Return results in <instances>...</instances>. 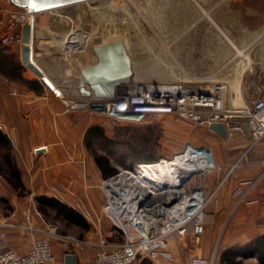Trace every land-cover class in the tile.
<instances>
[{
	"label": "crops",
	"instance_id": "0c3cea01",
	"mask_svg": "<svg viewBox=\"0 0 264 264\" xmlns=\"http://www.w3.org/2000/svg\"><path fill=\"white\" fill-rule=\"evenodd\" d=\"M0 7L2 36L7 31L6 10L12 8L13 3L0 0ZM65 7L38 12L34 18L32 57L54 87L47 85L21 60L19 45L1 43L14 54L21 69L14 73L0 66V130L10 140V156L20 179V184L13 186L0 172V226L7 232L0 250L10 246L25 252L35 239L55 229L56 234L50 240L55 255L52 264H64L67 253L75 255L74 264H88L95 246L79 250L78 244L71 239L73 235L57 231V226L45 218L37 199L42 195L55 198L79 196L97 208L103 193L101 182L116 171L113 160L107 157L113 171L103 172L95 160V153L87 146L89 128L96 127L99 131L101 111L72 106L89 98L79 89V67L94 62L96 56L91 45L85 59L77 61L74 68L61 54V47L64 49L65 46L63 37L69 43L84 41L83 33L80 38L69 36L76 28L72 24V14L63 9ZM72 95H78V101L71 103ZM207 128L210 135H220L209 126ZM106 130L110 131L103 127L102 132ZM233 135L237 136L236 140L226 138L220 144H212L217 161L232 162L249 147L246 132L242 135V131L236 129ZM218 180L215 172H209L193 177L190 183L201 184L209 193ZM242 180H251L252 184L241 186L239 192L237 186ZM17 186L23 187L26 194L18 192ZM5 199L9 207L4 205ZM205 210L201 234L196 236L188 231L183 238L171 236L169 256L160 257L159 264H188L186 253L197 249L199 254L213 259V264H222L224 250L240 247L264 235V137L247 149V158L218 187ZM110 227L107 223V233ZM217 238L219 248L215 254ZM236 259L238 264H264L261 261L264 255L257 256L254 251L238 253Z\"/></svg>",
	"mask_w": 264,
	"mask_h": 264
},
{
	"label": "rangeland",
	"instance_id": "374dc122",
	"mask_svg": "<svg viewBox=\"0 0 264 264\" xmlns=\"http://www.w3.org/2000/svg\"><path fill=\"white\" fill-rule=\"evenodd\" d=\"M109 1L86 0L64 6L63 9L72 14L73 27L84 31L81 36L84 41L80 45L84 50L61 53L74 68L77 61L85 59L91 45L121 39L133 60L130 83L150 86L179 81L205 88L225 84L223 105L228 109L264 96V0ZM63 42L64 49L75 46L65 37ZM59 44L61 46L60 41ZM238 50H243L246 56L239 55ZM140 65L144 77H134ZM77 96L72 95L70 102L78 101ZM103 127L110 131L102 132L103 136L99 138L89 133L87 146L94 153L111 158L116 171L136 162L152 160H145L149 157L154 160L170 157L187 141L208 145L214 150L212 144H220L226 138H237L236 135H210L208 126L193 127L188 121L170 113H148L137 119V115L119 118L110 111L101 110L100 129ZM3 151L0 149L2 163ZM101 186L103 193L97 208L79 196L56 197L75 209L86 225L67 221L63 212L46 203L45 218L57 226V231L83 240L91 234L90 240L95 242L96 227L91 220L101 216L100 208L105 199L102 182ZM15 189L26 194L21 186ZM4 205L9 207L6 199ZM86 211L89 214L85 215ZM101 222L104 227L110 223L103 215ZM218 241L219 238L214 245L215 254L219 248ZM89 247L92 246L77 245L79 250ZM192 251L200 252L199 249ZM186 257L189 258V254L186 253ZM158 262L159 259L141 260V264Z\"/></svg>",
	"mask_w": 264,
	"mask_h": 264
},
{
	"label": "built area",
	"instance_id": "2783aa9c",
	"mask_svg": "<svg viewBox=\"0 0 264 264\" xmlns=\"http://www.w3.org/2000/svg\"><path fill=\"white\" fill-rule=\"evenodd\" d=\"M6 14L7 31L0 36V43L21 46V27L29 21L31 11L27 6L13 4ZM71 32L75 33L69 36L75 38H80L84 33L78 27ZM80 45L76 43L69 51L62 47L61 50L65 54L83 50ZM154 85L142 86L130 82L123 85L107 103L111 108L109 111L119 118L137 115V119L147 113H170L188 121L193 127L209 126L214 121L227 122L230 117H235L248 123L250 143L247 149L264 137V96L255 97L230 110L223 108L225 84L205 88L173 81L159 83V89ZM236 129L241 130L242 135L245 133L240 124L227 123L225 136H232ZM247 149L234 161L222 163L216 160L211 146L187 141L170 157L120 167L102 182L105 199L100 215L110 222L109 233L101 222V216H96L91 220L96 227L95 242L90 240L91 234L85 240L71 239L78 245L95 246L88 264H141L143 259L153 261L168 257L171 236L183 238L188 231L196 236L201 234L207 204L218 187L247 158ZM136 164H161L165 169L164 176L134 175ZM209 172H215L219 178L211 192L206 193L199 183H190L193 177ZM116 176H122L121 182L109 188L106 181ZM249 184H252L251 180L239 181L237 190L241 192V186ZM54 234L55 229L49 230L22 253L4 246L0 250V264H52L55 255L50 240ZM6 235L5 228L0 226V246L4 244ZM213 263V259L203 254H189L188 264Z\"/></svg>",
	"mask_w": 264,
	"mask_h": 264
},
{
	"label": "water",
	"instance_id": "95a60500",
	"mask_svg": "<svg viewBox=\"0 0 264 264\" xmlns=\"http://www.w3.org/2000/svg\"><path fill=\"white\" fill-rule=\"evenodd\" d=\"M86 0H43L37 10L31 8L32 0H11L17 6H27L31 11V19L21 27L22 45L20 46L21 60L47 85L54 87L44 71L35 63L32 57L34 35V18L36 13L69 6ZM96 60L79 67V89L82 95L89 97L85 101L72 104L73 107H90L94 110H104L107 103L114 98L121 86L129 83L133 76V62L123 40L115 39L98 42L92 45ZM240 124L250 137L248 123L244 119L229 118L227 122L214 121L209 128L218 134L226 135V125ZM75 255L67 253L64 264H74Z\"/></svg>",
	"mask_w": 264,
	"mask_h": 264
},
{
	"label": "trees",
	"instance_id": "16d2710c",
	"mask_svg": "<svg viewBox=\"0 0 264 264\" xmlns=\"http://www.w3.org/2000/svg\"><path fill=\"white\" fill-rule=\"evenodd\" d=\"M0 66H3V69H7L9 71H12L14 73H19V70L21 69V64L18 60L15 59V56L13 53L9 52L4 46L0 43ZM5 67V68H4ZM30 82V81H29ZM32 83V81H31ZM91 129H94L93 133H91ZM91 133V136L95 134L96 137L103 136L102 130L96 127H90L89 131L87 132V135ZM0 149H3L4 151V162H0V172H2L9 181L13 185L20 184V179L18 177V171L16 169V166L12 162L11 156H10V140L7 137L5 133H3L0 130ZM96 162L99 164L101 169H103V172L105 171H113V168L109 165L107 157L100 154H94ZM147 159H153V157H149ZM108 170H104V169ZM106 173V172H105ZM39 202V208L44 212L45 207L44 204H49L53 207H55L58 211L63 212V215L67 221H73L77 222L79 224H85L84 219L81 217V215L73 208L67 206L65 203L60 202L58 199H56L53 196H38L37 197ZM255 252L257 256L259 254L264 255V235H260L256 237L254 240L250 241L247 244H244L237 248H230L226 249L221 253V262L222 264H238L239 261L236 259V255L238 253L241 254H249L252 252ZM264 262V260H261Z\"/></svg>",
	"mask_w": 264,
	"mask_h": 264
},
{
	"label": "bare ground",
	"instance_id": "6f19581e",
	"mask_svg": "<svg viewBox=\"0 0 264 264\" xmlns=\"http://www.w3.org/2000/svg\"><path fill=\"white\" fill-rule=\"evenodd\" d=\"M106 1V0H105ZM108 2H111V1H109L108 0ZM113 2V1H112ZM128 3V2H127ZM133 4V3H132ZM126 5V4H125ZM121 6V5H120ZM118 8V7H117ZM115 9H116V7H115ZM122 9V8H121ZM127 10V9H126ZM118 11V10H117ZM128 11V10H127ZM139 15V14H138ZM137 16V15H136ZM115 18V17H114ZM30 19H31V17H30ZM30 19H29V21H30ZM123 19V18H122ZM133 19V18H132ZM128 22V21H127ZM222 31V30H221ZM115 34H118L117 32H114ZM229 40V39H228ZM124 42V41H123ZM125 44V43H124ZM125 47H126V45H125ZM238 52H239V55H245L244 53H243V50H238ZM245 53H246V51H245ZM246 54H248V53H246ZM246 56V55H245ZM247 57H248V55H247ZM131 59H132V57H131ZM247 60V59H246ZM132 62H133V60H132ZM150 67V66H149ZM243 67V66H242ZM154 68H155V66H154ZM145 71V70H144ZM170 71V70H169ZM138 73H137V75L136 76H134V77H137V78H141V77H144V75L143 74H141V73H143V68L141 67V65L139 66V70L137 71ZM160 74V73H159ZM152 75V74H151ZM155 75V74H154ZM153 75V76H154ZM171 75H173V74H171ZM160 77V76H159ZM233 84H235V83H233ZM122 87V86H121ZM120 87V88H121ZM154 87H158V89H159V83L158 84H156V85H154ZM220 103V102H219ZM218 103V105H220ZM224 108V107H223ZM111 108H110V106L108 105V106H106V108H105V110H110ZM225 109H228V108H225ZM230 109V108H229ZM231 110V109H230ZM165 169H164V166L163 165H161V164H150V165H145V166H143V165H141V164H136L135 165V174L134 175H138V176H141V175H145V176H155L156 175V177H158V178H161V177H163L164 176V174H163V171H164ZM121 177L122 176H120V177H113V178H110V179H108L107 181H106V183H107V186L109 187V188H113V187H116V186H118L119 185V183L121 182Z\"/></svg>",
	"mask_w": 264,
	"mask_h": 264
},
{
	"label": "snow or ice",
	"instance_id": "6c2138e0",
	"mask_svg": "<svg viewBox=\"0 0 264 264\" xmlns=\"http://www.w3.org/2000/svg\"><path fill=\"white\" fill-rule=\"evenodd\" d=\"M43 3V0H32L31 2V8L33 10H37L39 5Z\"/></svg>",
	"mask_w": 264,
	"mask_h": 264
}]
</instances>
